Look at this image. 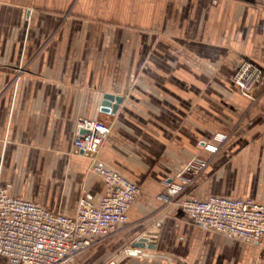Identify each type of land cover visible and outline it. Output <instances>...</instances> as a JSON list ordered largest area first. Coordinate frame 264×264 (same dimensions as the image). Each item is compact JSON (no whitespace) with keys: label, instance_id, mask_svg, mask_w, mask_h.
<instances>
[{"label":"crops","instance_id":"crops-1","mask_svg":"<svg viewBox=\"0 0 264 264\" xmlns=\"http://www.w3.org/2000/svg\"><path fill=\"white\" fill-rule=\"evenodd\" d=\"M244 59L264 67V0H0V188L74 216L105 194L99 163L140 194L90 248L133 247L160 225L154 248L110 264H264V237L207 230L157 198L231 131L180 198L264 202V96L251 105L231 80ZM106 94L122 98L116 111ZM79 118L111 128L95 157L76 151Z\"/></svg>","mask_w":264,"mask_h":264},{"label":"built area","instance_id":"built-area-1","mask_svg":"<svg viewBox=\"0 0 264 264\" xmlns=\"http://www.w3.org/2000/svg\"><path fill=\"white\" fill-rule=\"evenodd\" d=\"M255 80L240 77L237 82L245 88ZM78 135L74 146L96 156L110 133V126L101 120L79 118ZM84 130V133H80ZM228 135L217 133L212 142L204 145L210 154H216ZM209 158L197 157L188 166V172L178 180L167 182L157 195L164 205L177 204L191 218L207 230L239 238L250 244H259L264 237V202L250 198H232L212 195L198 200L192 196L180 198L193 182L191 173H202ZM106 186L102 199L96 203L88 197L79 201L74 216L52 212L38 203L11 196L0 188V253L8 264H71L78 255L97 240L117 233L129 220V211L140 194L138 184L121 173L93 163Z\"/></svg>","mask_w":264,"mask_h":264},{"label":"rangeland","instance_id":"rangeland-1","mask_svg":"<svg viewBox=\"0 0 264 264\" xmlns=\"http://www.w3.org/2000/svg\"><path fill=\"white\" fill-rule=\"evenodd\" d=\"M212 1L213 2H219L220 0H212ZM239 1L248 2L249 0H239ZM69 15L70 14H68L67 16H69ZM241 76L244 77L246 80H251V79L255 80V76H259L260 78H259V82H256L255 84L248 83L244 79L241 78V80L246 83L245 88L242 89V87H240V85L237 82V80ZM231 80L235 84V86L237 87L239 94L242 97L248 99L251 105H254L255 103H257L264 96V67L262 66V64H260L259 62L255 61V60H248V59L241 60L234 67V70L231 74ZM223 133H226L228 135V138H227V141L220 148L218 153L221 151V149L230 140L231 134H232L231 131H224ZM218 153H216V154H210L209 153V157H208L209 158V160H208L209 164H208V166L210 165V163L212 162V160L216 157V155ZM208 158H206V159H208ZM188 171L189 170L187 168L184 173H187ZM200 174L195 175V174L191 173V175L193 176V182L195 181V179ZM103 240L104 239L97 240L93 245L100 243V242H103ZM89 248L84 250L83 253L81 252V256L79 257V259L76 260L74 263H71V264H110L112 262H114V263L120 262L123 258L128 257V256H135V255L141 254L140 250H138L136 248L134 249L131 244H128L124 247L119 246L115 252L110 251V249L106 250V249H104V247L97 249V250H96V248L95 249L90 248L91 250ZM134 252H136V253L134 254Z\"/></svg>","mask_w":264,"mask_h":264},{"label":"water","instance_id":"water-1","mask_svg":"<svg viewBox=\"0 0 264 264\" xmlns=\"http://www.w3.org/2000/svg\"><path fill=\"white\" fill-rule=\"evenodd\" d=\"M105 102L103 104V109L105 111H109V110H113L116 111V109L118 108L119 103L121 102L122 98L121 97H115L112 94H106L105 96ZM115 104H112V103ZM85 131L82 130L80 133H84ZM77 152L80 153H85L86 155H90L92 156L93 154L90 152H84L82 150H79L76 148ZM159 226H156L155 228L151 229L150 232L148 234H146L144 237L139 238L134 244L133 247L137 248L139 250V248H154L155 244H154V238L156 237L157 233L159 232ZM133 253V252H132ZM136 252H134L135 254Z\"/></svg>","mask_w":264,"mask_h":264}]
</instances>
